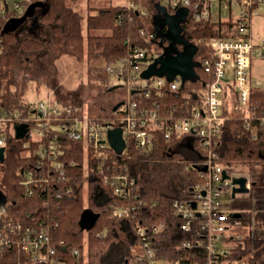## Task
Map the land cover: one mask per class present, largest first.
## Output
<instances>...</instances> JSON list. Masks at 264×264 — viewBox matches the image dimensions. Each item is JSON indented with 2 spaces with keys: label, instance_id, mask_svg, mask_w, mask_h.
<instances>
[{
  "label": "trees",
  "instance_id": "1",
  "mask_svg": "<svg viewBox=\"0 0 264 264\" xmlns=\"http://www.w3.org/2000/svg\"><path fill=\"white\" fill-rule=\"evenodd\" d=\"M126 1L49 0V9L37 19L49 36H53L56 57H69L80 65L85 63L89 83L98 82L103 91L118 88L110 82L111 77L127 84L132 70L130 55L134 48L156 49L148 58L154 62L164 54L165 44H169L165 35L167 29H160L150 16L144 17L135 10H128ZM261 1L264 2L255 0L253 7H259ZM168 12L174 14L177 10L171 7ZM4 24V21L0 22V113L17 111L24 115L27 101L23 91H18L15 70L9 67L10 56L13 53L48 55L49 48L47 42L29 36L24 28L3 34ZM181 28L187 33L186 38L197 46L200 60L212 59L210 44L213 40L241 35V28L234 20L208 19L196 22L188 13ZM146 29L159 34L166 43L160 41L152 46L141 34ZM178 49L182 50L183 46L178 45ZM109 67H113L114 73L109 71ZM196 73L197 80L191 81V89L180 88L176 91L167 82L162 94L153 93L152 99H146L138 91L133 94V99L146 108L158 105V111L164 117L170 116L172 109H175L174 117L180 119L188 114L191 106L200 103L194 90H200L204 82L213 81L212 73L205 68L197 66ZM30 79L32 77L27 76L23 88ZM184 93L190 94V101L182 99ZM251 107L258 114L264 112V88L254 89ZM109 112L111 114L113 109ZM245 127L239 121L225 123L220 144L215 149L229 174L243 168L251 175L253 186L250 193L229 204L232 210L240 212L243 225H249L251 230L244 235L243 241L234 244L228 256L247 258L255 264L262 260L264 246V146L253 139ZM6 132L7 146L4 157L0 158V194L3 203H9L12 215L22 218L27 210L33 212L37 209V216L51 226L54 242L68 249L78 248L81 256L84 258L86 255L90 264H125L132 256L134 230L140 222L148 226L162 224L163 235L157 239L161 245L159 253L170 258L178 253L173 252L184 234L179 228L181 219L176 216L174 204L190 202L194 188L204 180L202 171L194 166L203 157L198 141H167L165 128L158 129L150 149L140 151L132 142L120 151L110 144L105 166L102 168L100 158L90 153V164L86 170V154L82 146L66 140L64 159L76 161V166L69 169L72 180L57 186L50 185L44 194L35 190L29 195L28 190L21 185L20 171L31 164L30 153L23 147L24 140L17 139L9 128ZM52 139L53 134H49L44 142L48 143ZM185 146L196 152L198 157L182 154L180 149ZM30 150L37 151L38 145L32 144ZM36 158L37 155L32 153L31 160ZM85 171L87 178L84 176ZM116 174L126 175L136 183L135 197L132 196L127 202L115 196L113 186L104 179L105 176L111 178ZM86 179L88 185L84 188ZM119 205L130 206L135 210L128 219H121L113 215L114 208ZM85 210L97 216L88 231L82 229L81 223Z\"/></svg>",
  "mask_w": 264,
  "mask_h": 264
},
{
  "label": "built area",
  "instance_id": "2",
  "mask_svg": "<svg viewBox=\"0 0 264 264\" xmlns=\"http://www.w3.org/2000/svg\"><path fill=\"white\" fill-rule=\"evenodd\" d=\"M28 1L0 0V22H5L4 27L10 20L21 18L34 3L42 0ZM215 1L127 0L125 3L128 10H135L148 17L151 13L150 4L161 2L167 11L171 7L177 11L186 9L188 15L197 22L212 18ZM218 1L221 6L223 0ZM233 2L236 1H230ZM254 3L255 0H244L242 3L240 18L236 20L241 28L240 36L213 40L210 44L212 59L200 60L196 54L199 67L211 72L213 81L204 82L200 90H194L200 103L191 106L188 114L180 119L174 117L175 109H172L170 116L164 117L159 113L158 105L146 108L133 99V94L138 91L146 99H152L153 93L162 94V88L169 82L166 77L142 79V72L153 63L148 58L156 49L149 51L140 47L132 50L130 77L127 84L121 87L127 89V97L121 101L123 105L108 116L84 115L80 107L66 105L52 94L38 101H27L24 115L17 111L9 114L1 112L0 150L4 149V153L8 140L6 129L13 130L16 137V127L22 124L27 126L20 140H24L23 147L30 153L31 164L23 167L20 173L21 185L28 190L29 195L35 190L44 194L50 185L57 186L72 180L69 169L76 166V161L64 159L66 140L80 143L86 154L87 170L90 153L100 158L102 168L105 166L111 130L122 131L125 147L134 142L140 151H146L153 146L156 131L165 128L167 141H198L203 157L194 166L202 171L204 180L194 188L190 202L174 204L176 216L181 219L179 228L184 234L173 252L178 253L173 258L159 253L161 245L157 239L163 235L162 224L148 226L140 222L134 230L132 256L125 264H252L247 258L228 256L234 244L244 239V235L234 232L243 226L240 218L234 217L235 213L240 212L232 210L229 204L246 194L237 193L233 198L234 189L239 187L233 183V179L240 176L227 172L230 177L224 178L226 170L215 148L220 144L224 124L228 121L242 122L253 139L264 146V112L258 114L251 109L254 89L264 88L252 79L250 72L254 62L264 60V39L259 42L252 40L249 24L252 17L258 15V9L264 2L261 1L259 7H253ZM141 34L152 46L160 41L162 44L165 42L159 38V34H153L147 29ZM183 35L186 37L187 33L183 31ZM108 69L114 73L113 67ZM169 84L176 91L192 88L190 80L183 84L180 77ZM1 87L0 84V95ZM190 98L189 93L182 96L184 101H190ZM49 134H53V139L44 142ZM32 144L38 145L37 151L30 150ZM32 153L37 155L34 160H31ZM84 176L87 178V171ZM104 179L113 186L115 196L124 202L135 197L136 183L128 176L116 174L111 178L105 176ZM87 185L88 179L84 182V188ZM252 186V181L247 180L246 187L250 191ZM192 203L196 204L195 208ZM36 210H27L19 218L12 215L8 202L0 206V264H90L87 256L83 258L78 248L68 249L54 242L51 226L37 216ZM134 210L130 206L119 205L114 208L113 215L128 219ZM255 264H264V246L263 258Z\"/></svg>",
  "mask_w": 264,
  "mask_h": 264
},
{
  "label": "rangeland",
  "instance_id": "3",
  "mask_svg": "<svg viewBox=\"0 0 264 264\" xmlns=\"http://www.w3.org/2000/svg\"><path fill=\"white\" fill-rule=\"evenodd\" d=\"M41 2H43L44 8H39L36 16L27 20L23 26L27 32L29 29V33L31 26H33L34 33H31V35L34 36H40L41 30H43L41 25H36L34 22L37 21L40 14L48 10L50 3L49 0H42ZM221 3L222 5L220 6L218 0L214 2L212 21H218L220 19L222 21H236L240 18L243 4L236 2L230 3V0H223ZM154 15L155 12L151 11L150 17L152 21H154ZM249 24L251 26V39L256 42L263 40L264 5L258 9V15L253 16ZM41 35L45 37V33ZM50 40L51 42L47 45L49 48L48 55L11 54L9 67L15 70L19 85L18 91L20 93L23 91L24 98L32 101H38L52 94L57 100L59 99L60 102L66 105L80 107L84 115L88 114L92 117H100L103 109L107 111L106 113L104 112L107 116L110 115L109 110L112 109L114 104L127 97V89L121 88L124 86V82L118 81L115 77H111L110 82L118 88L112 91H103L98 82L92 81L89 83L85 63L80 65V63H77L69 57H56L55 40L51 35ZM250 72L252 79L258 81L260 86L264 87V60L254 62ZM27 76L32 77V79L26 81L25 87L23 88L22 86ZM109 143L112 144L111 138H109ZM180 150L184 155L192 154L193 157H198V154L187 146L182 147ZM231 174L240 177L244 176L249 181L252 180L251 175L247 170H243V168L241 171H233ZM250 230L249 225H243L239 229L234 230V232L247 235Z\"/></svg>",
  "mask_w": 264,
  "mask_h": 264
},
{
  "label": "water",
  "instance_id": "4",
  "mask_svg": "<svg viewBox=\"0 0 264 264\" xmlns=\"http://www.w3.org/2000/svg\"><path fill=\"white\" fill-rule=\"evenodd\" d=\"M43 2L34 3L29 10L18 19H12L4 27L3 34L5 33H14L21 30L27 20L34 18L37 14L39 8H44ZM182 15L178 14L177 16H168V23L170 29L166 33V38L169 42L168 46L165 47V52L162 56H159L155 61L149 65V67L144 70L141 74L142 79L150 80L153 77H166L169 82L174 81L176 78L180 77L183 84L187 81L197 80L196 67L200 64L196 61V54L198 51L197 46L191 43L184 35L181 34L183 31L181 24L185 21L187 10L180 9L178 10ZM47 12V11H46ZM45 13V11L43 12ZM42 13V14H43ZM38 22L35 21L36 24ZM156 24H158L156 22ZM160 33V32H159ZM178 45H182L183 49L179 50ZM123 102L119 103L113 108V111H117ZM17 133L16 137L22 139L24 137L25 131L27 130L26 124H22L16 127ZM109 138H111L112 144L123 151L125 148V143L122 138V131L120 129H114L109 133ZM4 157V149L0 150V158ZM224 178H229L227 171L223 173ZM247 178L244 176L235 177L233 183L238 185L233 191V198L237 193L240 194H249L250 189L246 187ZM3 204L2 195L0 194V206ZM193 207H196L195 203H192ZM235 218H240V213L234 214ZM97 216L93 215L89 210H85L81 223L82 229L90 230L96 220Z\"/></svg>",
  "mask_w": 264,
  "mask_h": 264
},
{
  "label": "crops",
  "instance_id": "5",
  "mask_svg": "<svg viewBox=\"0 0 264 264\" xmlns=\"http://www.w3.org/2000/svg\"><path fill=\"white\" fill-rule=\"evenodd\" d=\"M147 6H149V5H147ZM149 10L155 12L154 19H153L154 20L153 22L155 24H156V21L158 19V16H160L161 14H168L169 16H177L178 14L182 15V13L181 12L179 13V11L175 12L174 14L169 13L164 8V6H163V4L161 2H157V3L150 4ZM37 24H39V23L37 22L36 25ZM156 25L160 27L159 24H156ZM27 33H28L29 36H32V37H35V38H40V39L44 40L45 42H47V44H49L48 42L50 41V36L47 33V30L45 28L43 30H41L40 36L31 35V33H34L33 26H31V28H30V33L29 32H27ZM43 33H45V37L41 35ZM25 100L26 101H32V100H27V99H25ZM104 110L105 109L102 110V114L105 112ZM102 114H101V116H102Z\"/></svg>",
  "mask_w": 264,
  "mask_h": 264
},
{
  "label": "flooded vegetation",
  "instance_id": "6",
  "mask_svg": "<svg viewBox=\"0 0 264 264\" xmlns=\"http://www.w3.org/2000/svg\"><path fill=\"white\" fill-rule=\"evenodd\" d=\"M168 14H161L160 16H158V19H157V23L160 25V29H164L166 28L167 29V33L170 29V25L168 23ZM181 34L183 35V31L181 32ZM121 103V101H119L118 103L114 104V106L112 107V109L117 105Z\"/></svg>",
  "mask_w": 264,
  "mask_h": 264
},
{
  "label": "bare ground",
  "instance_id": "7",
  "mask_svg": "<svg viewBox=\"0 0 264 264\" xmlns=\"http://www.w3.org/2000/svg\"><path fill=\"white\" fill-rule=\"evenodd\" d=\"M153 18V17H152ZM211 20V19H210ZM151 22V21H150ZM153 22V21H152ZM187 37V36H186ZM160 38V37H159ZM200 52V51H199ZM198 52V53H199ZM212 54V53H211ZM201 56V55H200ZM201 58H204L203 56L201 57ZM213 58V57H212ZM21 110V109H20ZM20 110H18V111H20ZM22 111V110H21ZM125 149V148H124ZM125 151V150H124Z\"/></svg>",
  "mask_w": 264,
  "mask_h": 264
}]
</instances>
